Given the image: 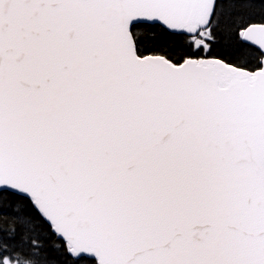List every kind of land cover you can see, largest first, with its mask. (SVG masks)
I'll use <instances>...</instances> for the list:
<instances>
[{
  "label": "snow or ice",
  "instance_id": "1",
  "mask_svg": "<svg viewBox=\"0 0 264 264\" xmlns=\"http://www.w3.org/2000/svg\"><path fill=\"white\" fill-rule=\"evenodd\" d=\"M0 264H264V0H0Z\"/></svg>",
  "mask_w": 264,
  "mask_h": 264
}]
</instances>
